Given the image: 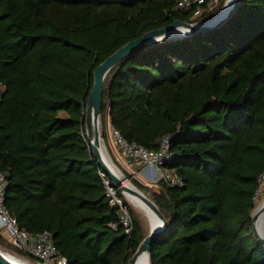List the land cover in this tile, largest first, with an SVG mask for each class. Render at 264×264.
Returning <instances> with one entry per match:
<instances>
[{
    "label": "trees",
    "instance_id": "obj_1",
    "mask_svg": "<svg viewBox=\"0 0 264 264\" xmlns=\"http://www.w3.org/2000/svg\"><path fill=\"white\" fill-rule=\"evenodd\" d=\"M178 1L0 0L5 205L27 231L49 230L68 264H130L148 234L129 199L134 229L111 226L117 211L85 113L94 69L108 56L156 27L203 21L222 7L205 0L194 16ZM104 87L105 139L108 122L149 149L172 136L164 167L182 183L132 177L169 223L150 264H264L252 217L264 175V0H242L218 29L141 46Z\"/></svg>",
    "mask_w": 264,
    "mask_h": 264
},
{
    "label": "built area",
    "instance_id": "obj_2",
    "mask_svg": "<svg viewBox=\"0 0 264 264\" xmlns=\"http://www.w3.org/2000/svg\"><path fill=\"white\" fill-rule=\"evenodd\" d=\"M213 2L215 0H211L208 5L213 6ZM205 4V0H179L177 9H191L193 15L198 16L203 13ZM107 130L114 138L115 145L119 146L124 158L139 168L137 174L142 175L144 179H147L146 181L157 182L164 179L170 185L182 183V178L177 171L164 167L166 162L174 157V153L171 151L172 136L164 137L159 148L154 150L136 142H129L109 122ZM101 175L107 190L106 195L109 204L115 207L117 211V219L111 222V226L113 228L122 226L128 234L134 229L135 222L129 204L125 201L127 198H124L120 189L114 185L111 177L103 171ZM6 185L5 174L0 173V236L5 237L18 248L29 252L40 261V264H68V257L60 253L49 230L31 233L20 226L17 217L5 205ZM260 190L257 192V197Z\"/></svg>",
    "mask_w": 264,
    "mask_h": 264
},
{
    "label": "water",
    "instance_id": "obj_3",
    "mask_svg": "<svg viewBox=\"0 0 264 264\" xmlns=\"http://www.w3.org/2000/svg\"><path fill=\"white\" fill-rule=\"evenodd\" d=\"M227 1V0H226ZM242 0H234L233 4L230 8L223 13L221 16V12L225 8L226 4L222 7V9L215 14L214 16L205 19L204 21L199 22H187L184 20H176L171 25L156 27V29L150 30L142 34L138 39L132 40L124 44L117 51L112 53L107 57L105 61L100 63L94 69V83L93 88L87 99V109L85 113V121H86V133L89 138V142L91 144V148L93 153L95 154L99 165L102 170L111 177L114 185L118 187L121 193L130 200V195L137 197L142 203H145L152 211L155 213L157 219H159L160 224L156 227L151 225L150 231L139 245L135 255L130 259V264H137V260L140 255L147 254L150 264V251L152 244L164 233L168 227V220L163 215L161 208L154 202L144 191H142L138 186H136L132 181L128 180L127 175L123 174L121 176L117 170H114L113 167L107 162L105 155L103 154L101 148L105 144L102 134V108H103V96H104V83L107 78V75L111 72V69L114 68L118 63H120L124 58L132 54L135 50L139 49L143 45L152 44L157 40L173 38V37H182L189 36L190 34H196L201 32H206L209 30H214L222 27L224 23L229 21L235 12L238 10ZM184 27L188 29L185 34L176 35L174 32L179 28ZM113 161V160H112ZM121 171V170H120ZM264 203V199L262 201ZM261 203V204H262ZM259 207V206H258ZM258 207L253 211V224L255 233H257L256 229V217L255 213ZM257 236L264 245V238L257 233ZM0 264H36L32 261H26L22 258H19L14 255H10L6 251L3 250L1 242H0Z\"/></svg>",
    "mask_w": 264,
    "mask_h": 264
},
{
    "label": "rangeland",
    "instance_id": "obj_4",
    "mask_svg": "<svg viewBox=\"0 0 264 264\" xmlns=\"http://www.w3.org/2000/svg\"><path fill=\"white\" fill-rule=\"evenodd\" d=\"M226 0H215V2H213V6L211 5H208V9L210 10H216L218 8H220V5L222 4V7L226 4ZM222 7L220 8V10L222 9ZM219 10V11H220ZM218 11V12H219ZM218 12H216L215 14H217ZM215 14H213L212 16H214ZM210 16V17H212ZM208 17V18H210ZM207 18V19H208ZM204 21V20H203ZM199 22V21H197ZM108 126V125H107ZM107 126H106V139L104 140V144H105V147H106V152L107 154L110 155V158L113 160V162L115 163L116 167L118 168V170H121V172L125 175H130L131 177H128V180L132 181V177L135 178V179H138L141 183H156V181H146L147 179H144V177H142V175L140 176H137L136 175V171L138 169L137 166H134L132 165L131 162H129L128 159H125L123 154L120 152L119 150V146H116L115 145V141H114V138L112 137V135L108 132L107 130ZM117 149L119 150V152H117V156H115L114 154H112L111 150L113 149ZM133 170V171H132ZM261 183H262V188L260 190V193L257 197V205H256V208L258 206H260V204L262 203L263 199H264V177L262 178L261 180ZM154 185V184H153ZM155 188H157L155 186ZM130 203H132L134 209H135V212L137 214H139L141 216L142 219H144V222H145V226H146V229L148 230V232L150 231V228H151V220L148 218L149 216V211L144 208L140 203H138L137 201L133 200L130 198ZM255 208V209H256ZM254 209V210H255ZM7 253H9L10 255H14V256H17L19 258H22L26 261H32L36 264H40L38 261H35L33 260L30 256H27V255H22V254H18L16 253L15 251L13 250H9L6 251Z\"/></svg>",
    "mask_w": 264,
    "mask_h": 264
},
{
    "label": "bare ground",
    "instance_id": "obj_5",
    "mask_svg": "<svg viewBox=\"0 0 264 264\" xmlns=\"http://www.w3.org/2000/svg\"><path fill=\"white\" fill-rule=\"evenodd\" d=\"M227 4L225 6V8L223 9V11L221 12V14L219 16H221L223 13H225L230 6L233 4L234 0H227ZM188 31V29L184 28V27H179L174 34L176 35H181V34H185ZM103 154L106 157L107 162L113 167L114 170H117V172L123 176L122 172L120 170H118V168L116 167L115 163L112 161V159L110 158V155L107 154L104 146H102L101 148ZM130 198L137 201L138 203H140L144 208H146L149 211V218L151 219V225L156 227L160 224L159 219H157L155 213H153V211L145 204L142 203L137 197L130 195ZM255 217H256V229H257V233L260 234V236H262L264 238V203L260 204V206L258 207L256 213H255ZM137 264H149V259L147 254H142L139 256L138 260H137Z\"/></svg>",
    "mask_w": 264,
    "mask_h": 264
},
{
    "label": "crops",
    "instance_id": "obj_6",
    "mask_svg": "<svg viewBox=\"0 0 264 264\" xmlns=\"http://www.w3.org/2000/svg\"><path fill=\"white\" fill-rule=\"evenodd\" d=\"M113 149V148H112ZM111 152H112V154H114L115 156H117V152H119V150H117V149H113V150H111ZM139 169V168H138ZM137 169V171H136V175L137 176H140V174H137L138 172H139V170ZM133 171V170H132Z\"/></svg>",
    "mask_w": 264,
    "mask_h": 264
}]
</instances>
